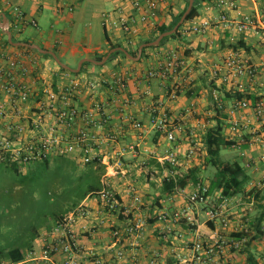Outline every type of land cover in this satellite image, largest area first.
<instances>
[{"label":"crops","instance_id":"crops-1","mask_svg":"<svg viewBox=\"0 0 264 264\" xmlns=\"http://www.w3.org/2000/svg\"><path fill=\"white\" fill-rule=\"evenodd\" d=\"M218 2L198 0V16H217L222 10ZM185 4L186 0H161L154 21L148 23L138 18L130 20L135 10L127 0H0V19L6 17L9 20L13 40L16 39L14 41L38 44L41 48L53 50L62 62L74 68L84 58L97 60L96 56L103 54L105 57L112 49L111 44H121L120 47H124L130 54L135 48L138 50L142 40L153 36L157 23L170 24ZM103 5L110 7L105 9ZM14 6H19L28 19L36 20L37 26L28 24L16 30L12 25ZM103 12L110 14L109 23L104 24ZM229 13L235 18L252 15L258 20H264V0H238L237 7ZM122 19L131 23V31L123 29L120 23ZM187 23L179 33L169 37L157 48H148L142 58L127 56V59H123L120 55H114L102 64L84 61L90 63L78 75L61 71L54 58L55 64H50L49 57L32 46L38 52L20 47L29 45H6V34L0 28V65L8 68V60L17 58L26 68L25 72L18 68V79L37 92H41L44 84L64 86L70 78L78 76L96 78L98 83L105 78L113 80L115 76L125 81V87L117 92L105 84L94 89L83 88L79 94V102L85 108H90L93 100H103L106 103L104 110L109 115L102 128L96 130L91 127L98 137L97 152L101 159L94 163L96 171L100 169L101 186L98 188H109L123 207L129 206L132 210L129 215L120 212V209L106 212L93 193L87 194L79 202L85 203L91 210L89 217L78 219L75 224L81 246L86 251L91 249L98 253L105 264H192L190 253L193 242L201 240L207 246L219 237L234 238V232L248 229L237 207L241 199L238 195L230 197L221 208L228 219L227 224L220 217L209 219L206 210L222 203L217 190L209 193L207 203H197L193 207V222L184 218L178 221L158 218L164 209L179 210L187 205V194L196 189L199 182L190 179L184 187L166 192L163 180L170 177L172 170H176L175 176H178L187 173L190 168H196L197 175L202 178L200 155L206 153L202 139L206 128L218 119L223 120L224 134L228 138L249 140L245 148H251L248 155L255 157L264 166V144L261 137L264 133V114L258 118L252 106L234 108L236 99L226 94L227 91H249L258 97L257 100H264L262 33L255 30L237 33L221 26L210 28L204 33H194L186 30ZM231 37L235 38L237 44L242 41L238 48L256 66L257 73L253 77L242 75L230 83H223L215 79L211 71L231 43L235 42L231 41ZM170 50L176 51L183 59L182 69L177 76H149V70L163 60ZM64 56L73 58L75 63L65 61ZM175 85H178V90ZM213 91L218 92L224 101L225 106L220 111L215 108ZM34 102L31 99L22 103L24 115L30 114ZM2 103L7 109V115L0 116V135H10L8 125L25 120L16 114L9 96L0 88ZM154 106L167 110L171 116L182 121L184 130L177 134L175 141H169L153 128L150 110ZM232 118L247 124L241 137L229 130ZM135 120L142 123L141 129L133 126ZM110 134L113 137H109ZM193 141L201 145L195 154L187 157L186 151ZM129 144H135L137 151H122ZM168 149L177 150L178 159L175 164L157 160V155L164 154ZM82 153L83 150L78 148L68 155L80 157ZM248 173L251 176L248 184L254 185L252 172ZM211 178L202 179L203 184L209 185ZM247 187L251 189L249 185ZM134 193L142 197L139 206L134 203ZM130 221H142L144 230L141 236L126 232L125 227ZM88 226L93 229L87 231ZM113 228L120 230L119 237L112 235ZM44 236L45 233L33 244L37 254L41 251ZM254 244L250 243L248 250L264 264V246ZM248 253L244 249L224 247L208 255L211 257L210 264H244ZM61 259V255H56L52 260L29 264H61Z\"/></svg>","mask_w":264,"mask_h":264},{"label":"built area","instance_id":"built-area-1","mask_svg":"<svg viewBox=\"0 0 264 264\" xmlns=\"http://www.w3.org/2000/svg\"><path fill=\"white\" fill-rule=\"evenodd\" d=\"M130 1L135 13L130 20L135 21L137 18L143 22L152 23L157 15V5L161 0H127ZM238 0H219L218 5L222 8L217 16L199 17L187 21L186 30L194 33H204L213 27L225 29H233L237 33H244L248 30L260 31L264 42V20H258L252 15H246L242 18L232 17L229 11L237 7ZM71 9V8H70ZM14 18L12 25L16 30H21L25 25L37 26L34 19H28L25 12L19 7L14 6ZM104 24L109 23L110 14L103 12ZM121 26L125 31H131L132 25L126 20H120ZM231 41H235L231 37ZM225 52V55L219 62H216L212 68V75L215 79L223 83H230L234 79L242 75L255 76L257 68L251 64L238 48L237 41ZM236 45V46H235ZM9 66L5 68L0 65V88L10 98V104L16 111V114L25 121L15 124H9L8 130L10 135H0V162L12 161L22 163L34 160L49 159L51 155L71 154L76 149L83 150L81 160L89 163L100 159L97 149L98 137L92 131L91 127L96 130L102 128L108 121L109 115L105 112L103 100H93L90 108L81 106L79 102V94L82 89H94L97 86L108 85L109 88L122 90L125 87V81L121 77L115 79H102L98 83V79H87L82 76L70 78L64 86H56L55 83H47L42 87L41 92L21 82L18 78V68L21 72H25V67L17 58L8 60ZM183 59L179 54L170 50L153 69L149 70V76L175 77L181 71ZM174 87L178 90V85ZM176 90V91H177ZM175 91V92H176ZM175 92L173 95H175ZM34 99L35 106L30 110V114L24 115L21 107L22 103ZM213 99L216 110L220 111L225 104L221 95L213 91ZM253 107L255 115L259 118L264 114V100L251 102L249 99H236L233 107L237 109H245ZM7 109L5 105L0 104V116H6ZM150 121L153 128L162 133L169 141H175L177 134L184 130L182 121L177 120L165 110L154 106L150 110ZM136 129L143 127L138 120L133 122ZM247 124L241 122L238 118H232L229 124L230 132L237 133L242 136V130ZM240 133V134H239ZM111 136V134L109 135ZM262 142L264 144V133L262 134ZM201 143L193 141L190 148L186 151L185 156L191 157L199 149ZM137 151L135 144H129L122 148ZM177 150L168 149L162 155H157V160L162 163L166 161L175 164L177 162ZM177 171L172 170L170 177H175ZM169 178V177H167ZM261 180L254 183V186L263 185ZM93 194L97 195L99 204L106 212H120L129 215L132 211L129 206L123 207L116 194L109 188H102ZM187 205L179 210L164 209L158 214L161 220L171 219L178 221L184 218L189 222H193L195 217L191 215L193 207L197 203H207L209 199L208 186L199 183L197 188L187 194ZM220 206H213L206 210L211 220L218 217L224 224L228 223V219L223 212L224 204H227L228 197L220 195ZM133 200L136 205H140L142 197L138 193L133 194ZM91 215L90 207L85 203H79L62 218L58 219L55 224L45 233L42 248L39 254L32 249L26 252L23 259L11 261L2 259L0 264H29L30 262L40 260H52L54 256L61 255V264H105L103 257L93 250H84L81 246L75 224L78 219L87 218ZM86 228V226H84ZM93 228L87 227V231ZM125 230L128 234L141 236L143 233L142 221H130L127 223ZM120 230L113 228L112 235L120 236ZM244 243V239L219 237L214 243L207 246L201 240L193 242L191 246L192 264H210L211 257L208 255L222 249L224 247L238 249ZM205 254V255H204Z\"/></svg>","mask_w":264,"mask_h":264},{"label":"rangeland","instance_id":"rangeland-1","mask_svg":"<svg viewBox=\"0 0 264 264\" xmlns=\"http://www.w3.org/2000/svg\"><path fill=\"white\" fill-rule=\"evenodd\" d=\"M63 59L75 63L68 56ZM49 63L55 64L52 58H49ZM250 150L239 146L222 147L219 157L224 161L240 160L248 165L254 183L264 182V166L248 155ZM200 156L202 179L207 180L216 169L205 162L206 153ZM94 167V163L83 162L81 157L68 154L51 155L47 164L43 160L22 163L18 173L0 163V249L14 246L24 249L31 243H37L40 236L55 224L57 216L67 214L75 203L86 197L91 186H101L100 169L96 171ZM248 185L252 192L250 196L238 195L241 199L237 207L243 214V224L252 229L259 213L255 193L261 192L264 197V184ZM254 242V246L263 247L264 237L251 243Z\"/></svg>","mask_w":264,"mask_h":264},{"label":"trees","instance_id":"trees-1","mask_svg":"<svg viewBox=\"0 0 264 264\" xmlns=\"http://www.w3.org/2000/svg\"><path fill=\"white\" fill-rule=\"evenodd\" d=\"M197 1L198 0H194V5L192 7L191 12L188 14L186 20L178 27L177 31L171 35L165 36L158 45L144 47L141 58L144 56L148 48H157L169 37L175 36L177 33H179L181 27L185 25L187 21L194 18L195 16H198L199 7L197 4ZM188 2L189 0H186V4L184 8L175 16V18L172 20L170 24L157 23L155 26V32L153 36L149 39L142 40L141 43L153 40L160 33L171 29L179 21L181 15L187 8ZM14 40L16 39L14 38ZM4 41L6 45L11 46L10 42L6 38V35H5ZM238 44L242 45V41H239ZM120 46L121 44L119 43L111 44L110 48L120 47ZM20 47L25 48L26 50L38 52L37 50L31 48L30 46H20ZM137 52L138 50L137 48H135L134 50L131 51V54L136 56ZM104 55L105 54L98 55L96 56V59L102 60ZM114 55H120L123 57V59H127V55L120 50L112 53L110 55V58ZM44 56L53 59V57L50 54H44ZM89 63L90 62H84L79 72H71L62 66H59V69L63 72H69L73 75H78L79 73L82 72L83 67L85 65H88ZM226 94L229 98L251 99L253 102H256L258 99V97H256L255 95H253V93L249 91H239V90L235 92L227 91ZM202 141L206 149L205 162L207 164H211L216 169L212 175L210 184L209 185L206 184L208 186V192L210 193L212 190H217L219 191V194L221 196L228 197V198L237 196L240 194L250 196V193L252 192V190H247V185L250 182V177H251L250 174L248 173V167H247L248 165L243 164L240 160L239 161L238 160L224 161L219 157V153L222 147L239 146V147L246 148L249 144V140L247 138L243 140L241 139L234 140V139L228 138L224 134L223 120L218 119L215 122V124L206 128ZM43 161L47 164L49 162V159H44ZM2 163L6 164L8 167L12 168L17 173L21 169V165L18 162L6 161ZM92 163H95V161H92ZM190 179L196 183L197 182L203 183L202 178L197 175V169L190 168L188 172L183 175L165 178L163 180V189L166 192H172L176 188L184 187ZM98 190H99L98 187L91 186L89 190L87 191L86 195L89 193H94ZM255 199L259 205V213L257 216H255V220H254L253 228H252L253 230L250 228L248 229L244 228L242 230H239L233 233V236L235 239H244V243L242 244L240 249L241 250L244 249L249 252L244 264H261L260 260L256 258V256L250 250H248V246L250 245L252 241L260 239L261 237H264V197L261 196V192L255 193ZM78 204L79 202L75 203L70 210H72ZM63 216L64 215L57 216V220L62 218ZM32 249H33L32 243L28 245L27 248H24V249L21 248L20 246H14L9 249H0V260L2 259L11 260V261L21 260L25 257L26 252Z\"/></svg>","mask_w":264,"mask_h":264},{"label":"water","instance_id":"water-1","mask_svg":"<svg viewBox=\"0 0 264 264\" xmlns=\"http://www.w3.org/2000/svg\"><path fill=\"white\" fill-rule=\"evenodd\" d=\"M193 5H194V0H189L187 8L185 9L183 14L181 15L179 21L171 29L160 33L155 39L150 40L148 42L141 43L139 45V47H138V52H137L136 56L131 55L124 47H116V48H112L110 50V52H108L106 54V56L102 60H94V59H91V58H84V59L80 60L78 62V64H77V66L74 67V68H72V67L68 66L67 64H65L64 62H62L60 60V58L57 56V54L53 50H48V49L41 48L38 44H29V43H26V42H16V41H14L13 40L12 31L10 30L9 20L6 19V17L4 19H2V20L0 19V28L6 34L7 40L10 42V44H12V45H29V46H32L33 48L39 50L40 52H42L44 54H50L60 66H62L64 68H67V69L71 70L72 72H79L84 61H92V62H94L96 64H102L103 62H105L108 59V57L114 51H118V50L124 52L127 56H129L131 58H135V59L140 58L144 47H150V46L158 45L160 43V41L165 36H168V35H171V34L175 33L177 31L178 27L186 20L188 14L192 10Z\"/></svg>","mask_w":264,"mask_h":264}]
</instances>
